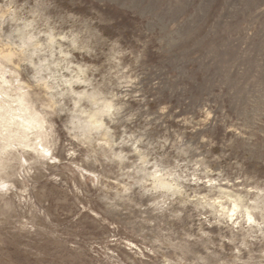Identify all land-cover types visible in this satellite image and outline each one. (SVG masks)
Masks as SVG:
<instances>
[{
  "label": "rangeland",
  "instance_id": "1",
  "mask_svg": "<svg viewBox=\"0 0 264 264\" xmlns=\"http://www.w3.org/2000/svg\"><path fill=\"white\" fill-rule=\"evenodd\" d=\"M60 2L0 27V264H264V0Z\"/></svg>",
  "mask_w": 264,
  "mask_h": 264
},
{
  "label": "clouds",
  "instance_id": "2",
  "mask_svg": "<svg viewBox=\"0 0 264 264\" xmlns=\"http://www.w3.org/2000/svg\"><path fill=\"white\" fill-rule=\"evenodd\" d=\"M39 0H2L0 2V27H3L4 30H7L9 26L18 25L23 22V18L31 16L33 10L37 7ZM55 8L52 9L50 15L56 16L61 15L63 12L69 13L71 16L76 17H85V18H93L91 15H83L81 13H77L75 11L63 8L61 6L60 0H54ZM81 6L83 4L81 3ZM57 9H61L62 11L58 12ZM95 15V9L91 10ZM81 52L87 51L88 56L86 58L87 63L95 64V71L98 74L99 81H103V83H98V88L106 87L107 77L111 75L106 69H103V65L105 63L102 56L94 57L92 55L91 49H80ZM113 61H116V58L113 57ZM113 71H118V69H113ZM35 105L41 112L44 113L47 118V124L44 129V134H51L53 138H55L60 146L62 147L64 143L70 142V137L68 131L65 129V117L61 116L59 113L50 110L46 107V101L43 99V94L35 95L33 97ZM40 135V133H37Z\"/></svg>",
  "mask_w": 264,
  "mask_h": 264
},
{
  "label": "bare ground",
  "instance_id": "3",
  "mask_svg": "<svg viewBox=\"0 0 264 264\" xmlns=\"http://www.w3.org/2000/svg\"><path fill=\"white\" fill-rule=\"evenodd\" d=\"M93 119V118H92Z\"/></svg>",
  "mask_w": 264,
  "mask_h": 264
}]
</instances>
